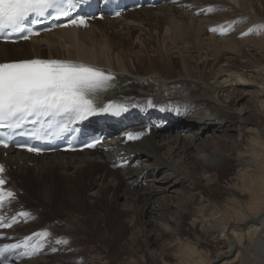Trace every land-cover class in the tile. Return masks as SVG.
Returning a JSON list of instances; mask_svg holds the SVG:
<instances>
[{
  "label": "bare ground",
  "instance_id": "6f19581e",
  "mask_svg": "<svg viewBox=\"0 0 264 264\" xmlns=\"http://www.w3.org/2000/svg\"><path fill=\"white\" fill-rule=\"evenodd\" d=\"M163 7L158 12L141 9L122 20L96 22L84 31L69 29L41 35L31 43L0 44V62L34 58L80 61L112 75L116 87L105 96L107 101L130 107L131 112L148 111L156 116L153 105L171 114L163 130L153 129L139 143L125 145L120 140L107 153L54 154L40 159L10 153L3 160L17 167L16 175L29 182L21 179L26 185L22 191L9 187L20 192L21 200L28 189L26 195L32 201L46 206L45 214L50 208L52 213L65 208L63 218H56L58 222L42 239L45 254L54 252L53 244L50 247L45 241L53 232L76 237L88 231L80 220L85 210L93 212L90 222L95 234H110L118 228L110 223L112 207L105 198L121 191L120 197L129 203V229L135 231L132 239L124 241L114 264H264V128L252 127L253 117L245 103L248 97L256 116L263 118L264 84L252 85V92L240 86L217 93L211 83L223 73L234 75V82H251L247 74L237 77V70L255 69L264 77V0H188L181 7ZM216 96L219 102H213ZM236 128L242 133L236 150H226L220 141L227 143L228 133ZM212 132L225 134L205 140V134ZM121 164L126 166L118 169ZM232 165L236 169L227 177ZM164 171L175 176L172 187L188 185L205 195L199 216L203 218H195L193 223L206 220L216 224L202 231L204 237H213L225 246L213 257L201 251L202 239L193 242L186 238L178 222L173 231L153 218L163 216L151 202L159 188L149 185ZM91 187L97 192L88 196ZM235 194L248 197L247 208H242ZM186 205L184 202L179 208L182 218L190 214ZM15 206L10 203L8 207L13 210ZM29 215L32 219L41 216L35 209ZM45 227L34 226L20 238ZM161 228L178 236L174 263L150 251L157 239L154 232ZM77 246L70 248L77 250ZM138 251L145 256L138 257ZM20 264L53 263L34 258Z\"/></svg>",
  "mask_w": 264,
  "mask_h": 264
},
{
  "label": "snow or ice",
  "instance_id": "6c2138e0",
  "mask_svg": "<svg viewBox=\"0 0 264 264\" xmlns=\"http://www.w3.org/2000/svg\"><path fill=\"white\" fill-rule=\"evenodd\" d=\"M78 3L79 0H0V33H26L22 38L28 39L31 35L39 34L29 28V22L38 24L41 18H47L53 12L57 13L56 19L70 18L67 24L59 27L86 28L88 24L85 17L77 15L71 18ZM30 18L33 19L30 21ZM112 81L111 74L85 63L55 59L0 62V128L16 133V130L24 129L29 123L36 125L49 118H63V127L67 129L75 121L98 112L111 111L113 106L109 104L105 107L102 95L112 87ZM31 134L35 139L44 138L40 131L34 130ZM3 135L7 136L8 133ZM128 138L134 137L129 135ZM0 144L7 147L4 139H0ZM3 172L4 166L0 165V174ZM5 183L0 175V206L5 196ZM6 195L14 198L12 191ZM22 215L27 217L29 214ZM3 226V222H0V227ZM39 235L34 233L24 239V248L31 247L32 251L21 253V256L35 253L41 245L29 242L33 236ZM43 235L47 236V233ZM20 247V244L6 245L5 250ZM0 260L7 264L4 251H0Z\"/></svg>",
  "mask_w": 264,
  "mask_h": 264
},
{
  "label": "rangeland",
  "instance_id": "374dc122",
  "mask_svg": "<svg viewBox=\"0 0 264 264\" xmlns=\"http://www.w3.org/2000/svg\"><path fill=\"white\" fill-rule=\"evenodd\" d=\"M163 8L164 7L158 8L154 12H158L159 9H163ZM237 71H238L237 77L244 76V74H247L251 82H243V81L234 82L236 80L234 75H231V73H223L216 80L211 81L214 89H218L217 93H219L220 91L223 92L231 91L232 89L240 86L246 87L247 92H252L255 90L254 88H252V85H255L256 87H262V84H264V77L258 76L256 74L255 69L237 70ZM227 79L233 80V82L229 83ZM212 92L214 93V90H212ZM246 99L247 102L245 103L247 105V108H249V111L251 112L253 117L252 127L258 128V130H262L264 128V117L258 118V116H256L255 114L256 109L253 106V102L252 101L250 102L248 97H246ZM213 100H214L213 102H219L217 96L216 98L214 97ZM173 134L175 133L172 134L169 133L168 136H171ZM224 134H225L224 132L207 133L205 134L204 139L208 140V138L212 137L213 135L222 136ZM228 134L230 135V139L227 140L228 142L227 143H225V141H220V142H222L226 150L235 151L236 148L234 146L238 144V140L240 137L239 135L242 133L240 132L239 128H236L235 131L229 132ZM241 139L243 138L241 137ZM235 169L236 167L232 165L227 170L226 176L228 177L230 174L234 173ZM14 179H15L13 181L15 183L14 185L19 187L20 191H22V189H24V187L26 186L24 185L25 182L23 181L25 180L26 182H29V180H26L24 178L23 179L21 178L23 180L21 181L19 176H15ZM148 179L150 180L151 178ZM148 179L146 180L148 181ZM159 180L161 182H159ZM175 181L176 179L175 176L172 174V172L164 171L158 173L157 182H155V184H153L152 182L150 183L149 186L152 187L154 186L153 188L155 189L159 188L158 193L153 199H151V202L154 203L153 206L155 205L159 206L160 213L163 216L162 218H157V217H153V218H156V221L158 223L170 227V230L173 231L177 230L178 226L175 223L178 222L179 224H181L182 229H184V234L186 238L188 237L193 242H196L197 238L202 239L203 243L200 245L201 251H203L204 254L209 253V255L213 257V255L217 250H219V248L225 246L217 243L218 242L217 239H214L213 237L212 238L209 236L204 237L205 233L203 234L202 231L203 230L206 231L208 228H210L213 225L215 226L216 224L212 225L209 222H206V220H204V222L199 221L193 223V220L195 218H199V216L201 215V212L203 211L202 203L205 201L206 197L202 192H198L196 190L194 191L193 188L189 187L188 185L187 187L185 186L172 187L171 185H173ZM224 181L225 180H223V183ZM13 182H11V185H13ZM145 184L147 185L146 182H144V185ZM166 188H168V190H166L165 192ZM27 191L28 189H26L25 197H23L25 200H27V202L24 201L23 199V201L17 205L16 209L40 208L39 215L41 216L39 217V219L31 218L25 220L23 224L17 229L16 234H21L23 232L25 233V231H28V229L40 228L45 225H53V224L55 225V223L58 222L60 218H63L64 216L63 212L66 211L65 208L60 209V212H54V213L51 212L52 209L50 208V211L45 214L44 211L46 206L41 203H37L38 201L36 202L32 201L30 199L31 195L30 196L26 195ZM95 191L97 192L96 187L93 189L92 187L88 189L87 190L88 196L94 193ZM120 195H122V193L121 191H118L115 195L114 194H111V196L109 195L108 199L105 198L106 203L107 204L111 203L110 205L112 207L111 209L112 215L110 216V223L111 225L113 224L114 227L115 225L119 226L118 228H114V230L111 229L110 234H104V235L95 234V232L92 231L93 225L90 222V218L93 212H91L90 210H85V212H83L82 215L80 216V220L81 223L83 224L82 226L87 227L88 231L86 229H82V230H86V233L81 232L77 234L76 237L64 236L59 231L53 232L52 234L49 235L48 241L53 244V248L55 249L54 252H52L51 254L41 253L36 258V261H49L50 263L53 264H98V262L99 264H105V263L111 264L112 262H113L112 264H114L115 256L118 255V252L120 251L121 247H123L124 241L134 236L133 232L135 231V229L133 230L129 229L131 224H130V220L127 218L128 214L126 212L127 208H129V203L127 200H124L122 197H120ZM35 196L33 197L36 198L38 195L36 197ZM190 196H192L195 200L192 201V199H189ZM234 196L238 200H241L242 208H247V206L249 205L247 196L240 197L238 194H235ZM187 198L189 199V201ZM184 202L185 205L187 204L186 206L187 208H189L190 214L182 218L180 215L179 208L182 207ZM118 217H120V219H118ZM202 218L203 216L200 217L199 219L202 220ZM119 220L121 221V223H119ZM26 224L28 227L26 226ZM23 225L25 226L23 227ZM34 226L35 228H33ZM162 230L163 229L161 228L159 231L154 232L155 238L157 239L155 240L150 251L156 252L159 258H164L163 260H166L169 263H174L175 261L173 256L177 253L179 247L178 242L176 241L178 236L174 235L173 233H169L170 231L168 233H165L164 230L163 231ZM57 239L59 241H57ZM71 245L72 246L78 245L77 250H75L74 248H70ZM139 245H143V243L139 242ZM64 249L67 250L65 251ZM136 250L137 249H135V251ZM62 252L66 254L65 255L66 258L69 256V259H64V254ZM165 254H168V256H166ZM136 255L138 257H142L143 255L145 256V253L143 251H138V253L136 252Z\"/></svg>",
  "mask_w": 264,
  "mask_h": 264
}]
</instances>
